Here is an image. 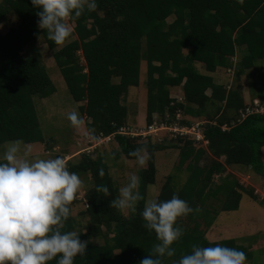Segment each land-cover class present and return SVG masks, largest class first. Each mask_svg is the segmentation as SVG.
Masks as SVG:
<instances>
[{
	"label": "trees",
	"instance_id": "trees-1",
	"mask_svg": "<svg viewBox=\"0 0 264 264\" xmlns=\"http://www.w3.org/2000/svg\"><path fill=\"white\" fill-rule=\"evenodd\" d=\"M97 4L96 10L86 9L72 20L73 39L59 45L48 36L47 30L39 27L37 9L31 0H1L0 19L14 17L17 21L5 34L0 33V145L17 138L27 144L44 141L33 97L46 98L55 89L40 61L33 55H22L26 47L42 36L53 52L72 100L83 103L79 109L88 124L99 135H112L110 142L117 144L112 157L117 160L123 155L135 160L128 155L129 150L142 145L151 153L147 166L139 171L144 199L127 217L109 204L119 192L102 155L91 158L83 153L78 163L66 161L70 171L89 174L92 183L85 193L87 207L81 213L91 223L88 232L77 230L72 214L62 229L74 230L88 241L86 255H77L73 264H139L158 242L155 232L145 228L140 215L147 187L155 184L157 152L179 149L177 164L187 173L186 180L176 187L173 177H168L156 198L167 200L176 194L194 209L199 208L181 218L191 221L202 217L209 227L218 211L229 213L239 209L243 197L240 191L255 200L254 190H246V185H239L230 175L223 177L228 183L223 181L219 185L214 183V177L225 174L227 167L249 169L264 177V112L241 118L239 112L245 111L248 104L242 102L239 88L227 90L225 85L214 82L212 74L217 69L231 68V59L239 47L246 48L247 55L237 64L236 79L255 62L264 60V0H97ZM170 17L173 20L167 22ZM142 63L146 67L149 116L157 113L162 120L168 117L166 121L170 123L177 110L184 115V104L168 97V88L180 85L188 104L195 106L187 111L188 115L197 119L206 116L210 106L216 108L200 124L206 146L188 134H165L164 140L167 137L172 142L165 140L170 144H160L151 137L142 140L116 133L127 123V107L122 101L130 87L139 85ZM198 65L207 74L200 73ZM258 98L264 104L263 94ZM250 107L254 108L252 100ZM185 117L180 124L191 127L194 120ZM45 144L46 151L53 146L50 140ZM203 159L205 163L201 165ZM99 184L108 185L110 195L98 193ZM221 190L224 201L209 216L207 200L216 198ZM75 203L76 200L71 209ZM177 223L184 233L172 245L174 255L164 257L163 264H171L173 259L190 253L194 244H217L205 238L199 222L191 228L180 218ZM98 237L103 242L93 243ZM221 244L246 250L232 239ZM46 264H56V258Z\"/></svg>",
	"mask_w": 264,
	"mask_h": 264
},
{
	"label": "clouds",
	"instance_id": "clouds-1",
	"mask_svg": "<svg viewBox=\"0 0 264 264\" xmlns=\"http://www.w3.org/2000/svg\"><path fill=\"white\" fill-rule=\"evenodd\" d=\"M37 9L38 25L47 30L48 36L59 45L73 34L70 20L80 17L87 9H97V0H31ZM71 126L86 141L99 138L77 109L67 113ZM32 149L22 138L6 141L0 156V264H46L56 258V264H73L77 255H86L87 240H82L74 230H62L71 214V204L83 187V180L70 171L63 156L34 157ZM140 167H146L151 153L146 145L129 150ZM104 176V169H99ZM140 177L136 172L128 175L119 194L109 204L121 211L135 212L139 201ZM98 193L110 195L108 185L96 186ZM194 209L189 203L173 194L170 199H147L140 211L144 226L154 231L157 243L151 254L139 264H163L164 257H172L175 241L184 228L178 218L187 216ZM243 249L217 243L210 246L194 244L190 253L173 259L171 264H245Z\"/></svg>",
	"mask_w": 264,
	"mask_h": 264
},
{
	"label": "rangeland",
	"instance_id": "rangeland-1",
	"mask_svg": "<svg viewBox=\"0 0 264 264\" xmlns=\"http://www.w3.org/2000/svg\"><path fill=\"white\" fill-rule=\"evenodd\" d=\"M14 20H16L14 17H11L6 21L0 19V33L5 34L9 28L14 26ZM172 20L173 18L170 17L167 22H171ZM69 22L73 27L72 20ZM72 39L73 38L69 39L65 43H68ZM77 54L80 55V63L83 64L84 60L80 52H77ZM22 55L24 57L33 55L40 61V63L46 68L47 74L49 75L55 89V92L46 98L41 99L39 97H33L41 135L45 142L50 140L53 146L48 152H46V144L44 141L28 144L32 149L31 154L34 157L44 158L63 156L65 160L72 164L78 163L81 154L83 153L88 154L91 158H95L97 154L102 155L105 158L109 175L118 187V190L122 185L127 183L129 173L136 172L139 175V171L142 167H140L135 160H129L123 155L117 160L112 157L111 152L117 149V144L115 142L111 143V140L97 143L93 142L94 145L91 146V144L83 138L81 133L71 126L67 118V113L72 109H77L82 115H84L79 109L83 103L76 104L72 100L65 81L54 61L53 52L48 49L45 38L42 36L37 37L24 49ZM245 55H247L246 48L239 47L236 56L231 59L232 67L217 69V71L212 74L214 82L216 84L225 85L227 90L239 88L238 90L242 102H244L245 105L248 104L246 109L250 107L251 100L253 101V104L257 102L259 103V106L262 105V107H264V104L261 103L258 98V95L260 94H263L264 97V60L257 61L253 67L245 69L238 79L235 77L237 64ZM197 69L200 73H206L201 65H198ZM139 81L137 87H130L128 89V92L122 101L127 107L126 125L139 128L148 126L153 122H157V124H160L161 121L167 122L166 120L168 117H164V120H162L157 113H153L151 116L147 114V75L145 63H142ZM113 82H117V79H113ZM168 92L169 99L184 104V115L181 110H177L174 119L170 123L179 124L184 118L186 119L185 116H187L190 120H194L192 126H195L196 124H201L204 119H208L211 110L215 111L216 109L214 106H210L211 108L208 110L206 116L195 119L187 114V111L190 110L191 107L195 108V106L188 104L182 86L169 87ZM207 94L209 95L210 91H207ZM244 112L245 111L243 110L239 112L241 118L246 115H244ZM84 117L88 123L87 117L85 115ZM149 121L150 123H148ZM224 129H226V127H224ZM194 133L196 132L192 129L188 135L195 138ZM165 134L170 133L167 130H163L157 135L152 134L148 137H151L155 143L170 144L169 142H172L169 141L170 139L165 137V140L169 141L167 142L164 140V137H162ZM199 134L201 135L200 131ZM144 139L146 138H142V140ZM206 144L207 143H204L203 141V145L206 146ZM5 147L6 143L0 145V156H2ZM178 159L179 149L175 148L160 151L155 154L156 180L154 185L147 187L146 200L157 197L159 188L167 182L168 177H173L172 181L176 187H180V185L186 180L187 173L182 168H178ZM262 159L264 164V148L262 149ZM204 163V159L200 161L201 165ZM227 174L233 177L239 185H246V190L253 189L255 200L240 191L243 197L240 200L239 209L229 213L220 212L218 210L224 201V191L221 190L216 198L211 197L206 203L207 207H209V216H212L215 211H218L215 222L213 221L209 227L204 225L202 217L191 221L180 217V220L189 228L194 227L193 224L199 222V228L204 232L205 238L211 242L221 244V241L223 240H235L237 245L246 249L244 250L247 256L245 264H264V177L254 172L251 173L249 169L227 167L225 174L214 177V183L216 185H219L223 181L224 184L228 183L226 180H223L224 175ZM79 175L83 180V187L74 199L77 200V204L72 206L71 214L77 223V230L86 233L88 232L87 228L90 227L91 223L89 219L82 216L81 213L87 207L85 193L87 192V189L92 186V183L89 174L79 173ZM122 213L126 217L132 214L131 211H122ZM102 242L103 241L100 237L93 239V243L101 244Z\"/></svg>",
	"mask_w": 264,
	"mask_h": 264
},
{
	"label": "built area",
	"instance_id": "built-area-1",
	"mask_svg": "<svg viewBox=\"0 0 264 264\" xmlns=\"http://www.w3.org/2000/svg\"><path fill=\"white\" fill-rule=\"evenodd\" d=\"M253 112H264V107H262V105L259 106V103L255 102L254 103V108H247L244 112V115L246 114H250ZM243 115V116H244ZM245 117V116H244ZM194 129V131L196 133H194L195 135V139L199 140V141H203V136L202 134H199L200 131V124H196L195 126H183L180 123H167L165 121H161L160 124H157V122H153L151 124H149L148 126L145 127H130V126H121L117 129L116 133L121 134V135H126L129 137H140L142 138H147L148 136L155 134L157 135L160 131L163 130H167L171 136L175 135V134H179V135H187L190 130ZM112 135L110 136H102L99 135V138L94 141V142H102V141H109L111 139ZM89 142V141H88ZM91 144V146H93V142H89ZM204 143H207L206 141H204ZM101 144V143H100ZM99 145V144H97ZM90 146V147H91ZM89 150V149H88ZM264 200V198H263Z\"/></svg>",
	"mask_w": 264,
	"mask_h": 264
},
{
	"label": "crops",
	"instance_id": "crops-1",
	"mask_svg": "<svg viewBox=\"0 0 264 264\" xmlns=\"http://www.w3.org/2000/svg\"><path fill=\"white\" fill-rule=\"evenodd\" d=\"M76 103V102H75ZM76 104H78V103H76ZM46 152H48V151H46ZM69 160V159H68ZM67 161V160H66ZM77 204V200H76V203L74 204V205H76Z\"/></svg>",
	"mask_w": 264,
	"mask_h": 264
}]
</instances>
